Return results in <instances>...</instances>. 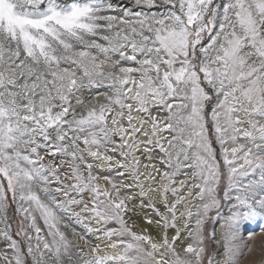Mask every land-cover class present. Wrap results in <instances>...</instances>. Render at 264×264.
<instances>
[{"label": "snow or ice", "instance_id": "6c2138e0", "mask_svg": "<svg viewBox=\"0 0 264 264\" xmlns=\"http://www.w3.org/2000/svg\"><path fill=\"white\" fill-rule=\"evenodd\" d=\"M259 234L264 0H0V264H264Z\"/></svg>", "mask_w": 264, "mask_h": 264}, {"label": "rangeland", "instance_id": "374dc122", "mask_svg": "<svg viewBox=\"0 0 264 264\" xmlns=\"http://www.w3.org/2000/svg\"><path fill=\"white\" fill-rule=\"evenodd\" d=\"M254 227V226H253ZM264 239V234H259L257 235L256 238V243L259 244L261 242V240Z\"/></svg>", "mask_w": 264, "mask_h": 264}]
</instances>
